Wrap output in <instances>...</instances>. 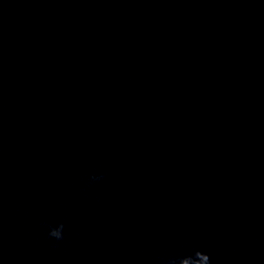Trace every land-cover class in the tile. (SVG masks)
Here are the masks:
<instances>
[{
    "label": "clouds",
    "instance_id": "obj_1",
    "mask_svg": "<svg viewBox=\"0 0 264 264\" xmlns=\"http://www.w3.org/2000/svg\"><path fill=\"white\" fill-rule=\"evenodd\" d=\"M103 179L104 173L90 174L84 181V194H87L86 188L88 185L102 181ZM64 229L65 225L63 222H60L55 226L50 224L48 225L47 235L50 239H53L55 241H63ZM153 264H212V259L206 251H203L199 248H191L188 252L184 254H161L153 260Z\"/></svg>",
    "mask_w": 264,
    "mask_h": 264
}]
</instances>
